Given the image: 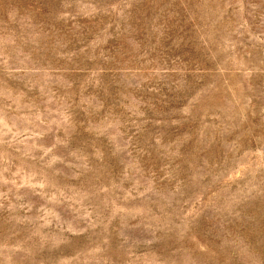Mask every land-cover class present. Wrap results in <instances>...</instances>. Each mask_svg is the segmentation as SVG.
<instances>
[{"label":"rangeland","instance_id":"374dc122","mask_svg":"<svg viewBox=\"0 0 264 264\" xmlns=\"http://www.w3.org/2000/svg\"><path fill=\"white\" fill-rule=\"evenodd\" d=\"M0 264H264V0H0Z\"/></svg>","mask_w":264,"mask_h":264}]
</instances>
